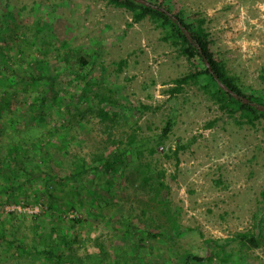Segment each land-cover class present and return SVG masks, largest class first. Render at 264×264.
<instances>
[{"label":"rangeland","instance_id":"1","mask_svg":"<svg viewBox=\"0 0 264 264\" xmlns=\"http://www.w3.org/2000/svg\"><path fill=\"white\" fill-rule=\"evenodd\" d=\"M177 2L207 18L228 72L264 94V0ZM0 33V75L7 66L19 74L39 68L47 90L58 74L64 104L81 95L89 79L108 86L121 103L120 122L111 130L91 112L72 122L56 106L36 103L32 87L25 93L22 79L14 84L18 76H0V229L8 225L28 251L2 246L0 264H182L186 252L203 254L207 240L240 232L263 243L227 246L228 264H264V122L252 127L230 118L209 100L203 83L171 93L189 65L152 23L134 24L131 13L105 1L0 0ZM79 52L92 61L91 72L77 63ZM114 147L130 155L125 166L107 176L89 172L94 158ZM8 154L33 173L11 190L4 184L11 174ZM82 161L88 171L72 175ZM144 170L164 175L161 195L176 216L174 230L143 181ZM43 237L61 262L29 253Z\"/></svg>","mask_w":264,"mask_h":264},{"label":"trees","instance_id":"2","mask_svg":"<svg viewBox=\"0 0 264 264\" xmlns=\"http://www.w3.org/2000/svg\"><path fill=\"white\" fill-rule=\"evenodd\" d=\"M98 1H105L115 8L125 9L132 14V22L134 24L143 21L152 23L159 30L160 40L169 45L180 57L186 60L189 65V72L184 77L176 80L177 86L171 90V93L181 92L185 85H200L203 83L201 87L208 95L209 100L220 111L230 116V118L238 116L240 124L252 127H255L259 122H264V94L252 86L241 85L236 77L228 72L213 43L207 27L208 20L202 13L187 12L179 5L177 0ZM3 52L0 42V54H3ZM1 60L2 57L0 56V66H2ZM76 61L78 64H81L83 70L91 72L93 63L92 61H88L86 55L79 52ZM121 64L119 65V70L121 69ZM37 69L40 72L37 73L36 70L27 71L23 69L19 74L16 69L7 66L2 74L6 75L9 71L10 74L16 75L15 77L18 76L13 79L15 85L17 84V79H22L24 88L22 90L25 92V89L32 87L33 94H36V103L40 101V103H43L41 106L45 107L56 106L60 114H65V117H68V121L81 120L82 118H86V112H91L109 130L119 124L121 117L119 108L121 103L108 86L88 79L82 88V94L77 95L70 102L64 104L63 100L66 91L57 86L58 74L51 77V83L47 82L49 89L45 90L42 89L41 84L45 80L44 77L46 75L39 68ZM16 92H18L17 89H15ZM46 102L50 104H45ZM7 103L10 102L7 101ZM4 106H6V102H1V107L4 108ZM133 136H128L130 147H133L135 144ZM120 149L121 147H114L106 156H96L93 160L94 167L90 168L91 171L89 172H103L105 176L111 172H118L125 166L126 158L130 156L127 151L123 150L121 152ZM179 149L174 151L175 156H178ZM150 153L154 156L155 149H151ZM8 157L11 161L9 159L5 160L4 165L6 170H11V174H6L4 184L11 190L13 185L20 186L21 181L19 180L29 182V178L32 177L33 173L31 169H23L16 166V162L14 161L16 155L8 154ZM1 163H3L2 160H0V166H3ZM176 163L179 164V161L177 160ZM149 166L147 165L148 168ZM87 167L88 165L85 161L79 162V166L72 172V175L75 173L77 177H80L82 173L88 171ZM141 174L143 181L149 186L154 195V201L160 207V211L165 217L168 229L174 230L178 226L176 216L172 212L171 204L162 198L161 195L165 188V184L162 182L164 175L161 173L154 175L151 170L149 174L145 170ZM51 198L52 201L59 200L55 195H52ZM65 204L62 205L63 208H66ZM162 222L164 223V221ZM167 226L165 225L163 229L167 230ZM7 229L8 225L4 223L3 228L0 229V247L6 245L16 246L17 252L27 255L26 252L28 251L19 239L18 234L15 232L10 233ZM17 230L15 229L14 231ZM45 237L41 239L36 250L29 253L35 255L34 253L38 252V254L44 256L46 259H51L58 263L61 262V254L56 248L48 247V241L47 243L44 241ZM62 243L70 245L67 235H63ZM235 243L239 244L241 248H257L263 243V238L250 232H240L225 240L209 239L206 242L203 254L186 252L183 254L182 264H228L233 257V253L227 252L226 248ZM136 247L135 256L138 257L140 248L138 245Z\"/></svg>","mask_w":264,"mask_h":264}]
</instances>
